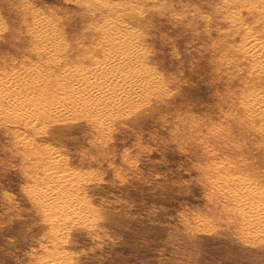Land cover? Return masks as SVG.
<instances>
[{"label": "rangeland", "instance_id": "obj_1", "mask_svg": "<svg viewBox=\"0 0 264 264\" xmlns=\"http://www.w3.org/2000/svg\"><path fill=\"white\" fill-rule=\"evenodd\" d=\"M126 42L134 91L66 102ZM263 110L264 0H0V264H264Z\"/></svg>", "mask_w": 264, "mask_h": 264}, {"label": "bare ground", "instance_id": "obj_2", "mask_svg": "<svg viewBox=\"0 0 264 264\" xmlns=\"http://www.w3.org/2000/svg\"><path fill=\"white\" fill-rule=\"evenodd\" d=\"M45 33H46V30L43 31V34H45ZM116 35L117 34H115V36ZM106 36L108 39L115 38L114 35L110 34V33L106 34ZM102 40H104V39H102ZM120 42H121V40H120ZM128 43L129 42L123 43L122 45L117 47V49H115V51H111L112 52L111 55L108 53L107 56L104 55L103 57H99V58L95 59L94 65L92 66L94 69H92L91 73L88 74L87 76H85L86 74H84V76H82L80 74H76L75 76H73L74 74H72V77L69 78V76L71 75L70 73H72V72L69 73L70 75H68V73L65 72L63 79H61V78H59V79H61L64 82V86H65L64 92L66 93V96H67L66 102L72 103L74 105L75 104L80 105L81 107H83L84 110L88 111L89 115H92L95 117V116H97V113L99 115L101 112H104V110H106L107 106H109V105L115 106V104L118 105L119 102L122 101L123 98H125V96L131 94L130 92L134 91L133 89H134V87H137V83L140 79H139V71L135 70L136 69L135 66L137 65L136 64V58L131 57L130 49H129L130 46ZM243 44L246 45V43H243ZM112 46H114V45H112ZM89 55H91V54H89ZM94 56H93V58H94ZM81 63H83V62H81ZM90 63H91V61H90ZM87 65H89V64H87ZM70 68H73V67H70ZM59 75H61V74H59ZM69 80L72 81V85H71V83L70 84L68 83ZM142 83H143V80H142ZM145 83H147V82H145ZM148 89L150 90V88H148ZM59 91H60V89H59ZM145 92H147V91H145ZM14 96L15 95L9 96L10 99H8V101L12 100ZM56 100H54V102ZM127 100H129V99H127ZM249 104L251 106L255 107L256 109L258 108V110L260 109V107L256 105L253 98L249 99ZM35 108H36V106H35ZM260 117H262V119H264V110L261 111ZM261 125H262V123H261Z\"/></svg>", "mask_w": 264, "mask_h": 264}]
</instances>
